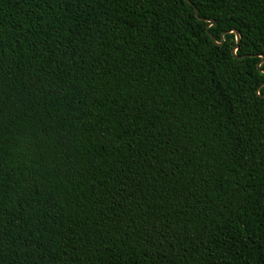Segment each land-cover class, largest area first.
I'll return each instance as SVG.
<instances>
[{
    "label": "trees",
    "instance_id": "16d2710c",
    "mask_svg": "<svg viewBox=\"0 0 264 264\" xmlns=\"http://www.w3.org/2000/svg\"><path fill=\"white\" fill-rule=\"evenodd\" d=\"M190 1L0 0V264H264V0Z\"/></svg>",
    "mask_w": 264,
    "mask_h": 264
},
{
    "label": "water",
    "instance_id": "95a60500",
    "mask_svg": "<svg viewBox=\"0 0 264 264\" xmlns=\"http://www.w3.org/2000/svg\"><path fill=\"white\" fill-rule=\"evenodd\" d=\"M189 3H191V1L190 0H187ZM192 4V3H191ZM194 7V11H195V13H197V10H196V8H195V6H193ZM200 18V17H199ZM210 23H214V20H210ZM209 26V25H208ZM234 32H235V34H236V41H237V43H238V39H239V37H238V35H237V32L234 30ZM232 52H233V55L235 56V57H237V58H241V56H237L236 55V47H234L233 48V50H232ZM261 56V60H260V62L258 63V67H260V63L261 62H263V60H264V54H261L260 55ZM262 72H264V70L263 69H260Z\"/></svg>",
    "mask_w": 264,
    "mask_h": 264
}]
</instances>
